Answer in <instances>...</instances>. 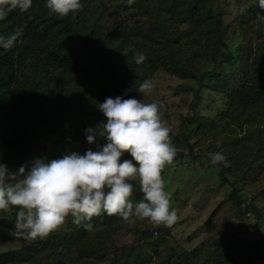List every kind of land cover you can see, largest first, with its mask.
<instances>
[{"label": "trees", "instance_id": "trees-1", "mask_svg": "<svg viewBox=\"0 0 264 264\" xmlns=\"http://www.w3.org/2000/svg\"><path fill=\"white\" fill-rule=\"evenodd\" d=\"M81 3L82 10L65 17L52 13L45 0H33L26 12L7 6L3 8L6 14L0 19V41H9L10 46L0 47V145L3 148L0 159L16 165L35 158L45 159L48 145L59 146L66 140L92 146L96 150L97 145L86 142L84 129L97 126L105 119L98 111V103L117 95L133 97V88H138L143 80L149 79V75L161 67L197 85L188 108L190 116L184 117L181 129L171 135L175 147L180 148L174 158L190 157L199 161L207 157V153L195 155L190 142L191 136L201 128L207 129L209 137L218 136L217 133L222 135L220 140V135L215 138L211 149L206 148V152L219 151L229 135L234 133L227 124L209 126L205 117L195 113L203 102L207 83H211L208 87L212 91L219 92L223 88L222 91L227 93L225 103L229 111L236 113L248 125V130L253 131L250 123L247 124V116L257 106L264 107V11L251 10L256 19L253 39L250 41V35L244 29L239 30L238 35L243 36L246 44L229 50L217 3L214 6L209 0H133L132 3L127 0H81ZM178 13L183 17L181 21L187 26L186 31H179L172 21L173 15ZM201 31L206 42L198 47L193 35ZM137 51H142L147 57L140 65L132 59ZM208 64L213 65L212 69L204 71ZM255 69L259 74L247 83V76L256 73L250 70ZM56 71L74 83L72 95L78 103L72 104L68 85L60 93L42 91L47 79ZM226 71H229V77L220 88L208 80L210 75L217 78ZM256 77L260 79L256 81ZM101 80L111 82L115 87L105 97L103 90L96 87ZM41 93L48 95L42 97ZM89 97L88 102L93 104L84 105ZM80 106L83 108L77 112L76 107ZM15 108L19 109L15 111ZM100 115L103 120H100ZM256 137L254 155L241 176L232 179L231 185L241 184L245 176L255 169L254 163L264 151L262 137L259 134ZM104 143L103 138L98 137L97 144ZM166 168L167 165L161 174ZM226 170V166L221 168L222 182L228 181L224 176ZM237 194L234 187L229 199L240 202ZM141 198L140 188L134 186L132 199L138 201ZM249 208L260 221L261 212L253 201ZM115 217L104 214L100 222L102 225L112 224ZM71 220L72 233L51 232L49 239L43 238L32 244L30 252L37 250L43 254L44 261L40 260V264H62L73 241L83 238L85 229L72 224ZM5 223L0 221V225ZM155 230L156 235L158 230L166 233L159 226H155ZM4 231L7 232L6 229ZM140 236L147 240L153 235L151 230L143 229ZM234 240L237 239L232 236L224 239L221 244L224 249L214 242L204 253L199 250H172L170 257L175 258L173 264H256L253 261L261 259L259 239L246 249L243 245H233ZM144 243L147 244L148 240ZM100 249L102 247L98 246L89 254L99 253ZM11 258V253L4 251L0 254V264L5 260L12 262ZM260 264H264V259Z\"/></svg>", "mask_w": 264, "mask_h": 264}, {"label": "rangeland", "instance_id": "rangeland-1", "mask_svg": "<svg viewBox=\"0 0 264 264\" xmlns=\"http://www.w3.org/2000/svg\"><path fill=\"white\" fill-rule=\"evenodd\" d=\"M209 2L213 3L214 6L217 3L218 13L220 14L219 19L225 28L228 46L230 45L229 50H235L237 45L246 44L243 41V36L239 37V30L244 29L247 35H250V41L253 39L252 33L255 30L253 24L256 19H254L251 10L254 8L261 10L257 6V0H209ZM3 8H0V19L6 14ZM182 18V15L178 13L173 15L172 21L178 26L179 31H186L187 26L182 24ZM193 37H196L198 42L196 46L198 47L206 42L203 31L200 34L196 33ZM260 38L263 41V37ZM233 43H235L234 46ZM212 67V64H208L203 70L208 71ZM250 71L256 73L247 76V83L253 79V76L259 74L257 69ZM228 72L220 73L217 78L210 75L208 80L213 82L214 86L220 88L229 77ZM88 76L90 77V75ZM149 76L155 84L152 92L144 94L137 91L138 88H133V97L141 98L144 102L161 101L164 104V108L161 109L162 120L171 128L170 135H172L178 129H181L180 125L184 121V117L190 116L188 108L197 85L195 82L184 80L172 74L163 67L156 69ZM258 79L260 77H256V81ZM46 82L48 83L42 91L49 90V93L53 91L60 93V91L63 92L62 88L68 85V94L72 104L78 103L72 95L74 83L64 78L59 71H56ZM210 84H206L203 91V102L198 105L195 113L197 116L205 117L209 126H218V123L227 124L228 128L234 133L230 134V137L222 144L219 151H216L225 155V162L215 165L210 162L211 154L215 152L209 150L208 153L205 149H211L212 143L220 134L217 133L218 136L209 137V135H206L207 129L201 128L191 136L190 142L195 155L207 153V157L199 161L191 160L190 157L174 158L172 163L167 165L164 173L161 174L166 183V190L170 193L171 207L177 211V221L170 227L159 226L166 233L158 230L156 235L154 233L156 231L155 226L147 220H134L129 223L116 216L112 224L102 225L100 222L101 218L104 217V214H102L101 217L93 218L94 231L85 230L83 238L73 241L70 251L68 250L65 255L66 260L62 264H173L175 258L170 257L173 255L172 250H199L204 253L209 245L214 242L222 247L223 240L231 236L237 239L234 240L233 245H243L245 249L252 246L259 239L258 247L260 248L261 259H256L253 262L256 264L263 262L264 151L254 163L255 169L245 176L241 184L233 183L231 185L230 183L233 182L232 179L241 176L246 164L254 155L256 135L259 134L264 141V107L257 106L247 116L249 118L247 124L250 123L249 125L253 130L250 131L248 125L243 123L236 113L229 111L228 104L225 103L227 93L222 91L223 88L219 92L212 91L208 87ZM233 84L235 85V82ZM183 86L189 87V89L186 90ZM96 87L103 90L104 97L106 93L115 90L111 82L103 80ZM47 95V93H41L42 97ZM79 96L77 95L78 98ZM89 100L90 97L86 98V102H83V104H93L88 102ZM19 108H15V111ZM82 108L81 106L76 107L77 112H81ZM100 120H103L101 115ZM193 126L194 124L190 125L189 128ZM91 148L66 140L59 146L48 145L44 160L55 159L71 151L83 154L88 149L94 150L92 146ZM176 149L180 148L176 147ZM2 150L3 148L0 145V157ZM123 158L128 157L125 154ZM32 161L22 164L25 165L26 171ZM0 163L6 164L12 170H16L21 166V164L16 165L14 162L3 159H0ZM225 166L227 170L224 176L228 181L222 182L220 172L221 168ZM131 182L134 186L140 188L138 179ZM233 186L238 190L237 197L240 202L229 199V193L234 188ZM251 201L261 212L262 219L260 221L250 211L249 203ZM15 211L16 209L9 212L0 211V221L6 222L4 225H0V254L8 251L12 255V262L5 260L1 264H40L43 254H39L37 250L30 252V248L32 244L42 239L26 241L15 236ZM70 220L71 218L68 217L65 224L53 232L57 234L64 231L72 233ZM143 229L152 231L153 236L148 237L147 244L144 243V241H147L146 238L140 236ZM50 234L45 239H49ZM98 246L102 247L101 252L90 255L89 253L93 252ZM222 248L224 249V247ZM59 252H62L61 248ZM137 255L138 259L136 258ZM223 256L225 260V255Z\"/></svg>", "mask_w": 264, "mask_h": 264}, {"label": "clouds", "instance_id": "clouds-1", "mask_svg": "<svg viewBox=\"0 0 264 264\" xmlns=\"http://www.w3.org/2000/svg\"><path fill=\"white\" fill-rule=\"evenodd\" d=\"M132 3L133 0H127ZM33 0H0V8L28 11ZM46 7L60 17L82 10L81 0H45ZM264 10V0H257ZM10 46L0 41V47ZM132 59L140 65L146 59L142 51ZM152 79L143 80L138 90L151 93ZM105 118L97 126L84 129L85 140L97 145L83 154L71 151L45 161L35 158L28 166L12 170L0 163V211H15V236L26 241L43 239L63 226L72 224L94 231L91 222L102 214L116 215L125 222L147 220L154 226H172L178 219L171 207L170 193L161 173L172 163L177 149L171 128L162 120L159 100L144 102L123 95L106 97L98 103ZM98 137L105 143L98 145ZM127 153L128 158H123ZM221 152L211 154L212 164L225 162ZM139 180L142 198L132 199L133 183Z\"/></svg>", "mask_w": 264, "mask_h": 264}]
</instances>
